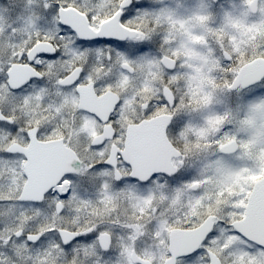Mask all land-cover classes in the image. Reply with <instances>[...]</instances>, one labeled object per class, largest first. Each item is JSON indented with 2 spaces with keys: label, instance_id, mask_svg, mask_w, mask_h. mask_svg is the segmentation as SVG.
<instances>
[{
  "label": "snow or ice",
  "instance_id": "snow-or-ice-1",
  "mask_svg": "<svg viewBox=\"0 0 264 264\" xmlns=\"http://www.w3.org/2000/svg\"><path fill=\"white\" fill-rule=\"evenodd\" d=\"M0 264H264V0H0Z\"/></svg>",
  "mask_w": 264,
  "mask_h": 264
}]
</instances>
